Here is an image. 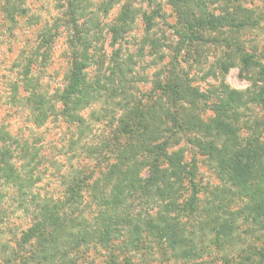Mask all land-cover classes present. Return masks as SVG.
I'll list each match as a JSON object with an SVG mask.
<instances>
[{
	"label": "trees",
	"instance_id": "trees-1",
	"mask_svg": "<svg viewBox=\"0 0 264 264\" xmlns=\"http://www.w3.org/2000/svg\"><path fill=\"white\" fill-rule=\"evenodd\" d=\"M121 1L112 0L99 10L107 16L114 4ZM1 2L10 22L27 13L18 0ZM168 4L178 16L175 28L182 36V47L204 42L205 32L244 27L242 23L237 26L231 15L215 18L207 13L201 0H168ZM131 6L126 1L116 22L108 27L113 43L122 42L130 33L136 14ZM66 14L72 37L68 42L70 67L64 87L48 95L32 76L34 57L44 49L40 55V65L44 66L50 44L57 36L49 31L40 36L42 40L25 67L23 88L28 92V118L35 128L51 120L73 128L78 140L72 139L64 153L82 146L78 157L84 155L87 164L83 167L71 164L70 173L60 176L63 192L59 197L43 193L41 188H36L38 180L33 175L45 166L52 168L59 163L40 157L41 136H14L0 125L1 188L13 191L15 211L32 217L31 227L22 233L19 248L38 245L33 258L41 264H78V259L93 246L110 253L100 264H146L137 262L136 254L146 251L150 240L165 261L206 264L204 259L212 252L221 254L244 240L233 229L236 212L226 214L236 198L244 202L245 222L263 225L264 164L260 141L251 137L245 140V146L230 147L234 133L230 134L229 129L235 124L241 105L257 104L264 114V85L250 93L247 100L239 95L237 99L233 93L229 99L209 106L200 101L199 92L193 87L171 81L175 73H169L166 78V68L154 83L151 95L138 98L139 82L132 75L131 60L125 63L120 50L110 57L105 52L100 56L99 25L94 18L88 20V27L79 22L86 18L79 1L69 0ZM158 14L152 11L151 16L143 15L147 35ZM243 63L248 67L260 65L253 55H246ZM178 64L177 60L173 62L171 70ZM229 70L228 65L225 72ZM97 106L103 115L83 118L84 111ZM187 106L195 112L201 106L211 110L215 115L213 125H205L192 111L185 113ZM117 109L124 112L116 119L117 126L104 125L108 116L115 120ZM94 126L103 135L96 145L86 143L87 131L93 133ZM178 136L194 148L189 163L184 161V150L172 151L171 145ZM223 141V147L218 143L216 146L220 148H215L216 142ZM199 155L218 164L217 176L225 184L221 195L211 193L212 200L205 209L201 199L204 189L196 176ZM223 208L224 212L220 211ZM224 215L231 217L230 220ZM203 231L212 233L204 246L200 245L205 240ZM222 261V264H264V244L248 243L238 254L231 258L225 255Z\"/></svg>",
	"mask_w": 264,
	"mask_h": 264
},
{
	"label": "rangeland",
	"instance_id": "rangeland-1",
	"mask_svg": "<svg viewBox=\"0 0 264 264\" xmlns=\"http://www.w3.org/2000/svg\"><path fill=\"white\" fill-rule=\"evenodd\" d=\"M18 1V5L27 13L16 17L14 22L8 21L2 11L3 2L0 3V125L4 127V131H9L14 136H41L43 138V144L40 145L43 148L40 157L48 158L51 162L56 160L59 164L52 168L45 166L38 174L33 175L34 180H38L36 188H41L43 193L59 197L63 192L60 176L63 177L70 173L68 168L71 164L83 167L87 162L84 155L81 158L78 157L82 146L76 147L72 153H64L70 147L72 139L78 140L77 132H73V128L54 120L49 121L41 128H35L29 120L30 112L26 106L28 92L23 88V73L30 57L42 40L40 36L44 32L52 31V35L57 36L50 44L49 57L42 67L40 55L44 49L40 51L38 57H34L31 66L32 76L37 81L39 80V85L43 91H48V95H53L55 91L64 87L70 67L68 42L72 37L71 30L67 27L69 18L66 12L69 10V0ZM76 1H79L86 11V18L81 19V16L77 14V19H81L79 22L81 24L84 22L85 27H88V20L94 18L95 24L99 25L97 32L99 50H102L100 56L105 52L110 57L115 51L120 50L121 59L125 63L131 60V64L134 65L131 67L132 75L139 82L136 86V90L139 91L137 92L138 98L143 99L151 95L154 83L166 68L168 71L165 75L166 78L169 73H175L172 75L171 81L187 88L193 87L199 92L200 101L207 102L209 106L229 99L233 93H235V97L239 95L247 100L250 93L258 91L264 85V0H201L207 13L215 18L231 15L230 17L235 20L237 26L242 23L244 27L226 28L217 33L205 32L204 42L193 43L189 47H182V36L176 33L175 28L178 16L168 4V0L151 2L129 0L136 14L132 18L130 33L125 36V40L119 43L111 41L108 27L116 22L122 5L128 0H122L119 4L115 3L107 16L103 10L99 9L101 5L108 4L112 0ZM191 7H193V3ZM152 11L160 12V14L156 15L154 26L147 35L143 15H150ZM246 55H253L255 61L260 65L246 66L243 63ZM176 60L179 64L177 68L171 70V66ZM228 65L230 70L225 72ZM128 69L130 68L128 67ZM95 71L96 67L92 71V77ZM236 98L238 99V97ZM99 107H92L84 111L83 118L89 120L93 114L101 115ZM186 110L185 113L192 111L193 115H196L197 119L205 125H213L215 115L211 110L202 106L197 109L198 114L192 110L191 106H187ZM123 114V111L117 109L115 120L112 121L113 116H108L104 125L111 126L113 124L115 128L117 120ZM232 124L229 131L230 134L234 133V136L229 146H245L247 142L245 140L254 137L260 141L261 158L264 164V114L260 106L257 104L241 105L238 114H236L235 124L234 122ZM94 127L93 133L87 131L86 143H92V145L98 144L103 136L101 130ZM109 133L110 131H107V134ZM174 141L175 144L171 145L172 151L177 153L184 150V161L189 163L192 158L191 150L194 148L186 144L180 136ZM224 142H216L215 146L219 143L218 145L223 147ZM220 146L215 148H220ZM62 148H66L63 153L61 152ZM198 159L200 164L198 163L196 176L204 189L201 196L204 208L208 201L212 200L211 193L216 196L221 195L225 184L217 176L218 164L216 162L201 155L198 156ZM142 175L144 176V174ZM262 189H264V184ZM12 193L11 190L6 191L1 188L0 184V264H41L33 258L38 245L33 243L32 247L19 248L23 238L22 233L31 227L32 217L15 211V204L11 198ZM243 206L244 202L236 198L234 204L231 205V210L226 214L236 212L233 218L236 220L233 229L241 234L244 240L234 243L232 247L223 250L221 254L212 252L210 257L204 259V263L222 264V257L225 255L233 257L242 248H246L248 243L255 246L264 244V224L256 225L250 221L245 222L247 214L242 212ZM220 211L224 212V208ZM238 212H240V216H238ZM224 217L231 218L225 215ZM260 228L261 231H259ZM251 229L253 231L247 234V231ZM202 233L205 240H202L200 245H208L207 241L211 239L212 233L210 231ZM145 250L136 254L137 262L184 264L176 259L165 261L157 254V250L150 240L147 241ZM109 255V251H103L100 247L93 246L87 255L78 259L77 263L100 264Z\"/></svg>",
	"mask_w": 264,
	"mask_h": 264
}]
</instances>
